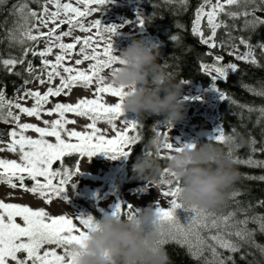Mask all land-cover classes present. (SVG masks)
Returning a JSON list of instances; mask_svg holds the SVG:
<instances>
[{
  "label": "trees",
  "instance_id": "obj_1",
  "mask_svg": "<svg viewBox=\"0 0 264 264\" xmlns=\"http://www.w3.org/2000/svg\"><path fill=\"white\" fill-rule=\"evenodd\" d=\"M48 1L0 0V101L7 105L41 78L44 64L34 52L35 41L26 35ZM128 1L136 7L134 12L126 5L109 9L127 21L139 20L141 31L157 43L147 48L127 76L134 106L123 112L131 118L125 133L130 145L117 182L122 193H141L162 185L172 170L180 168L172 184L175 213L183 222L175 227H186L182 230L186 238L163 218L160 225L149 222L136 234L125 208L103 216L93 201L76 198L69 183L78 160L74 153L52 164L63 186L51 190L88 209L95 224L113 237L109 260L85 254L50 233L38 237L74 255L79 264H264V0H236L221 7L211 25L202 21L201 37L193 25L206 0ZM59 30L66 32V27ZM236 51L251 59L237 58ZM229 66L235 70L223 80L203 71ZM186 82L222 96L205 112L219 124L222 139H193L187 161L177 164L159 153L156 141L168 131L176 108L174 96ZM188 105L192 116L203 102L191 96ZM71 111L91 121L118 116L83 108ZM22 181L30 190L48 189ZM145 233L150 237L144 238ZM27 258L23 249L15 254L20 263ZM30 262L42 264L36 255Z\"/></svg>",
  "mask_w": 264,
  "mask_h": 264
},
{
  "label": "rangeland",
  "instance_id": "obj_2",
  "mask_svg": "<svg viewBox=\"0 0 264 264\" xmlns=\"http://www.w3.org/2000/svg\"><path fill=\"white\" fill-rule=\"evenodd\" d=\"M235 1L206 0L195 13L193 32L201 37L202 21L211 25L217 11ZM125 5L136 10L128 0H49L26 35L35 41L34 52L44 67L40 80L18 93L14 104L0 101V131L5 134L0 137V174L4 176L0 180V264H30L33 255L42 264H79L74 255L38 237L46 233L74 243L85 254L109 260L113 237L95 224L88 209L51 190L63 186L52 164L65 154L78 157L69 181L76 198L93 201L103 216H114L116 208H125L136 234L149 222L160 225L162 218L173 227L183 222V216L175 213L172 184L180 168L172 170L162 185L141 193H122L117 182L130 145L125 133L131 118L126 112L134 106V89L127 76L147 48L157 43L141 31L139 20L127 21L109 9ZM63 25L66 32L59 30ZM205 42L211 44L209 39ZM234 55L251 59L245 52ZM234 70V66L203 68L216 80ZM191 96L203 106L189 116ZM221 98L183 83L174 96L170 127L156 141L159 153L179 164L187 161L193 139L221 140L219 124L205 113ZM79 108L118 116L91 121L71 111ZM22 179L48 189L30 190ZM175 229L186 238L182 231L186 227ZM143 236L148 238L150 233ZM22 249L28 257L25 263L15 259Z\"/></svg>",
  "mask_w": 264,
  "mask_h": 264
},
{
  "label": "water",
  "instance_id": "obj_3",
  "mask_svg": "<svg viewBox=\"0 0 264 264\" xmlns=\"http://www.w3.org/2000/svg\"><path fill=\"white\" fill-rule=\"evenodd\" d=\"M0 137H2V138L5 137V134L1 133V131H0Z\"/></svg>",
  "mask_w": 264,
  "mask_h": 264
}]
</instances>
